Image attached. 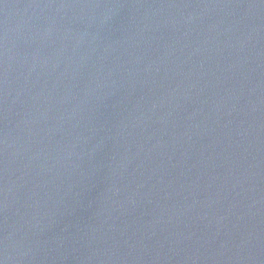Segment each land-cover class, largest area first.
Returning <instances> with one entry per match:
<instances>
[{
    "label": "water",
    "instance_id": "95a60500",
    "mask_svg": "<svg viewBox=\"0 0 264 264\" xmlns=\"http://www.w3.org/2000/svg\"><path fill=\"white\" fill-rule=\"evenodd\" d=\"M0 264H264V0H0Z\"/></svg>",
    "mask_w": 264,
    "mask_h": 264
}]
</instances>
